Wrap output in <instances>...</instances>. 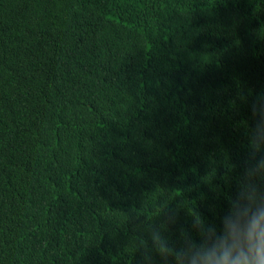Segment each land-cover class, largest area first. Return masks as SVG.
<instances>
[{"label":"trees","instance_id":"1","mask_svg":"<svg viewBox=\"0 0 264 264\" xmlns=\"http://www.w3.org/2000/svg\"><path fill=\"white\" fill-rule=\"evenodd\" d=\"M262 117L264 0H0V264H178Z\"/></svg>","mask_w":264,"mask_h":264},{"label":"clouds","instance_id":"2","mask_svg":"<svg viewBox=\"0 0 264 264\" xmlns=\"http://www.w3.org/2000/svg\"><path fill=\"white\" fill-rule=\"evenodd\" d=\"M264 136V117L257 121ZM257 167H264V160ZM222 226L199 244H189L176 254L178 264H264V199L253 189L233 201Z\"/></svg>","mask_w":264,"mask_h":264}]
</instances>
